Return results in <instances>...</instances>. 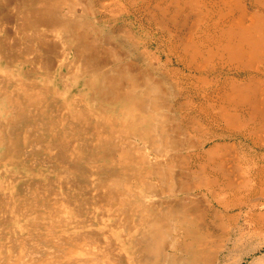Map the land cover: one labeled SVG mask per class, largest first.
Here are the masks:
<instances>
[{
  "label": "bare ground",
  "instance_id": "1",
  "mask_svg": "<svg viewBox=\"0 0 264 264\" xmlns=\"http://www.w3.org/2000/svg\"><path fill=\"white\" fill-rule=\"evenodd\" d=\"M34 1L39 8L21 15L14 31L40 33L50 48L53 40L73 41L77 58L70 74L80 68L83 86H89L98 106L99 123L59 112L60 134L69 129L83 141L89 127L103 128L104 136L99 147H86L85 156L80 149L74 155L60 149L64 153L56 169L59 178L68 179L63 191L54 184L51 196H39L34 188L21 200L0 197L5 214L0 219V264H220L232 238L222 218L218 230L201 226L207 225L201 195L209 191L227 208L254 207L264 202V172L259 177L241 172L246 153L236 145L209 150L196 165L197 173L191 166L201 147L198 136L220 128L248 131L264 145V0H142V18L171 40L182 67L161 59L159 43L156 50L149 44L143 48L126 25L106 32L94 26L91 18L102 0ZM65 5L68 13L62 12ZM33 54L31 49L16 51L7 59L10 66L24 69L32 61L27 55ZM46 59L35 60L46 67ZM222 68L250 76L228 74L220 81ZM37 70L30 71L27 86L11 77L17 80L9 89L15 96L13 114L19 115L20 86L34 101L46 100L48 89L38 87ZM62 82L69 87L68 80ZM191 85L196 94L189 91ZM60 94L68 102L66 89ZM197 97L198 113L193 110ZM72 101L73 113H96L84 99ZM40 143L54 147L49 140ZM255 178L258 194H251ZM257 214L256 222L263 224L258 230L264 233V212Z\"/></svg>",
  "mask_w": 264,
  "mask_h": 264
},
{
  "label": "rangeland",
  "instance_id": "2",
  "mask_svg": "<svg viewBox=\"0 0 264 264\" xmlns=\"http://www.w3.org/2000/svg\"><path fill=\"white\" fill-rule=\"evenodd\" d=\"M33 5H35L34 0H0V39H5L0 42V48L10 49L12 53L16 50L18 52H23L24 50L31 49L37 53L36 55H43V58L45 59L47 57L46 60H48L47 66L44 67L35 60L39 58V56L27 55L30 61H32L30 64L25 65L24 69H22V74H20L18 66L16 68L12 66L9 68L11 72L17 71L16 77L24 79L26 82L30 79L32 80L30 73L38 68L37 74L40 75L41 78L37 80L41 82V84L46 83V87L42 88L43 90L46 91V89H48L45 95L47 96L46 100L39 98L40 101L38 99L34 101L32 98L30 103H26V113L23 121L24 130H19V134L13 136L8 146L0 151V197L10 195L15 201L29 196V194L32 193L30 189L34 188H38L35 193L39 196H51L55 189L53 186L54 184L58 186L59 190L63 191L65 188V181L68 179L59 178L58 169H56L59 160L61 161L59 157L64 153V151L60 149L68 148L66 152L72 155L75 154V150L80 149L79 153L85 156L87 154L86 147H99L98 142L101 136H104L102 132L103 128L87 127L84 131L85 133L82 134L85 142H89L88 146H85L83 144L84 140L82 141L80 138L78 140L76 136L69 134V129L62 128L63 131L61 132H63L64 135L60 134L59 130L61 129L58 130L60 126L58 122L59 112L64 114L65 111L72 116L80 114V117L87 116V118H89L87 119L89 124L99 123V115L97 113L98 106L92 98L90 99L92 91L89 86L86 84L83 86L84 79L79 74L80 68L74 69L75 71L70 74V67H72L71 63L77 58L75 47H71V42L73 41H65L62 39L53 40L51 42L54 48H50V46H48V41H45L40 33H36L32 30L14 31V26H19L22 21L21 15L23 16L30 8H39L36 6L33 7ZM140 7H142V0H122L121 2L117 0H102L97 15L91 19L96 21L93 22L94 26H98L105 32L110 31L112 27H118L117 29H120L121 26L126 25L130 32L133 31L137 34V37L142 40L141 46L143 48L145 44H149L152 49L156 50L159 44H161V52H159V54L162 55L161 59H163L167 65L171 64L175 67H182V65L179 64L180 62L176 54V49L170 44L171 40L163 34V31H157L154 23H148L147 19L142 18L139 11V9L142 11ZM81 10V7L78 6V11L81 12ZM69 11L70 7L67 5L62 9L63 13H68ZM27 43L34 45L30 49H24ZM43 43L46 46H42ZM16 45L21 47H16ZM168 58H171L170 62L167 61ZM1 63L4 64L5 62L1 61ZM220 70L224 71V74H221L220 81L221 79L224 81L228 74H232L239 79H247L250 76V73L247 71L229 70L228 68H222ZM63 74L68 75L64 77ZM73 78H75V81ZM62 80H68L70 82L69 87H66V83H63ZM189 87V91L196 94L197 89L194 90L192 85ZM65 89L68 102H66V97L60 94V91ZM76 97L84 99L86 104L95 108L96 113L92 112V114L88 115L81 111H74L73 113L72 110L76 109L72 98L75 99ZM198 100L199 97H197L195 100L196 102L193 103V110L196 113L199 112ZM29 107L30 110H28ZM47 123L50 124L49 134L45 132V125ZM66 124L67 120H65L63 125L66 127ZM121 129L122 131H130L132 134H137V130L134 128L124 129V127L121 126ZM113 131H116V129H113ZM211 132L212 133L207 136L204 134L198 136V144L201 147L197 148L195 152L194 158L197 160V164L191 166L193 174L197 173L195 172L197 169L196 165L203 159L206 160L209 150L222 151V147L225 145H236L241 154L246 153V157L240 160L241 172L247 175L253 174L257 177L264 172V145L256 142L255 137L248 131L230 132L227 129L220 128L218 131ZM44 139L52 142L54 147H45L44 143L41 144L40 142ZM60 141H62V144L59 143ZM139 142L142 143L140 145H145L148 150L151 148L148 144L142 141ZM145 152L149 151L145 150ZM251 158H254V161H250ZM34 162L36 164H34ZM226 164L230 165V163ZM51 165H53L54 168H50ZM54 170L56 172H54ZM216 174L219 176L218 171H216ZM219 177L223 178V176ZM252 183L253 187L249 192L251 194H258V179L255 178ZM197 191L198 190H196V192ZM204 191L206 194L201 195V199L205 203V211L207 210L205 215L207 225L203 223L201 226L218 230V225L222 218L225 221L222 225L227 227L228 235L230 234L232 238L228 248H226L224 250L225 252L220 256V264H264V247L261 246L264 241V233H260V230H258V227L263 224L257 223L254 218L255 215H258L257 213L264 212V202L254 204V207H250L251 205H237L227 208L222 202L212 196L209 191ZM182 195L183 194L180 193L181 197L178 198H182ZM176 196L177 195L173 197L165 195L167 199H174ZM2 213L3 212L0 210V219L5 218V214Z\"/></svg>",
  "mask_w": 264,
  "mask_h": 264
},
{
  "label": "crops",
  "instance_id": "3",
  "mask_svg": "<svg viewBox=\"0 0 264 264\" xmlns=\"http://www.w3.org/2000/svg\"><path fill=\"white\" fill-rule=\"evenodd\" d=\"M9 54H12L10 49L0 48V72L3 76V78H0V151L8 146L13 136H17V134H19V130L18 132L13 131V128H14L13 125L18 127L20 130H24L23 121H24V115L26 113V103H30L32 100V97H30L29 92L25 88V86H27L26 81L24 79L16 77L17 76L16 71L15 72L9 71V68L11 66H10L8 59L6 58L7 55ZM33 55H36V53ZM1 61L5 63L2 64ZM41 65L44 66V64H41ZM16 67H13V68H16ZM19 69H20V74H22V69L21 68ZM11 77L22 80V84L25 85V86H20L21 90L16 92L18 93L20 97L19 101L21 103L19 104V108H18L19 115L13 114V106L16 108V105L14 104L15 96L12 95L9 89L12 87L14 83H16L17 80ZM45 84L46 83L41 84L40 82L39 87L45 88L46 87ZM28 110H30V107ZM19 125L21 127L23 126V128H20Z\"/></svg>",
  "mask_w": 264,
  "mask_h": 264
}]
</instances>
